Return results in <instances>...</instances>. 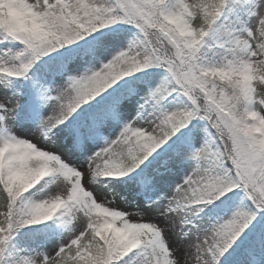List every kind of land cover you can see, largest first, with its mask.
Returning a JSON list of instances; mask_svg holds the SVG:
<instances>
[{
    "label": "trees",
    "instance_id": "trees-1",
    "mask_svg": "<svg viewBox=\"0 0 264 264\" xmlns=\"http://www.w3.org/2000/svg\"><path fill=\"white\" fill-rule=\"evenodd\" d=\"M163 1L166 6L171 0ZM187 6L189 22L198 14L202 16L194 39L202 109L196 108L173 76L154 66L162 63V59H156L157 53L172 46L155 52L149 37L130 22L117 0H44L42 10L34 8L31 15L41 24L36 26L40 31L36 40L29 20L21 24L11 13L0 11V80L13 93L27 96L18 105L15 118L30 122L32 98L47 91L66 72L74 53L96 48L105 37L132 38L139 53L135 59L127 58L130 71L121 83L114 90L90 89V93H83L60 119L67 118V127L76 126L81 135L96 138L101 122L117 118L118 105L134 94L151 92L153 98H147L144 108L156 113L170 102L184 99L185 107L172 132L159 141L142 137L134 146L131 173L145 169L167 150L200 144L208 173L202 177L197 213L228 215L213 255L220 264H258L264 256V208L257 206L249 183L245 185L247 179L237 160L242 163L244 155L259 151L264 144V130L258 128L255 115L264 107L257 93L258 85L264 82V0H193V5ZM118 21L122 23L112 26ZM159 28L179 39L170 22L162 20ZM151 65L154 67L147 69ZM162 76L167 83L158 93L151 87L154 79ZM205 107L213 113H206ZM84 140L82 136L81 143L75 141L73 148L81 149ZM1 146L0 166L5 158ZM13 165L19 173L37 175L50 160L34 151L13 160ZM74 208L77 211L79 206ZM110 223L128 228L132 243L140 246L130 248ZM64 236L65 226L58 219L31 218L21 197L12 196L0 217V264H40L37 257L42 248ZM154 241L153 235L129 224L123 214L112 213L98 222L81 249L61 251L54 264H158Z\"/></svg>",
    "mask_w": 264,
    "mask_h": 264
},
{
    "label": "rangeland",
    "instance_id": "rangeland-1",
    "mask_svg": "<svg viewBox=\"0 0 264 264\" xmlns=\"http://www.w3.org/2000/svg\"><path fill=\"white\" fill-rule=\"evenodd\" d=\"M117 3L130 22L146 33L155 52L160 47L172 46L171 50L157 53L156 59H162V63L154 66L173 76L196 108L202 109L199 101L203 93L196 85L198 46L194 44L202 16L198 14L189 22L187 5L191 7L193 0H171L166 6L163 0H117ZM43 6L44 0H0V11L11 13L21 24L30 21L35 40L41 24L31 15L34 8L41 11ZM162 20L174 26L179 39L159 30ZM138 53L132 38L121 37H105L96 48L74 53L66 72L54 80L48 91L33 99L36 116L32 122L15 118L18 105L27 100L26 95L13 93L0 80V144H4L5 154L4 165L0 166V217L7 211L12 196L21 197V204L31 218L47 221L56 218L65 226L64 237L52 239L42 248L37 257L40 264H54L63 250L81 249L98 222L112 213L123 214L129 224L143 227L155 237L158 264H220L213 250L221 231L227 227L228 215L197 213L202 177L208 173L206 157L198 149L200 144L165 151L142 173H131L134 146L142 137L159 141L172 132L171 127L185 107L184 99L170 102L156 113L144 108L147 98L153 97L151 92L134 94L118 105L117 118L101 122L96 138L69 129L67 118L60 120L90 89H115L130 71L127 58L135 59ZM164 80V76L154 79L151 89L161 92L167 83ZM247 88L251 92L248 80ZM257 93L264 101V82L258 85ZM205 109L206 113H213ZM255 115L258 128L264 130V107ZM81 136L85 141L76 150L73 142ZM33 151L44 153L50 165L37 175L15 170L13 160L25 158ZM243 157L242 163L237 160L238 168L247 179L245 185L249 183L255 191L257 206L264 208V144L259 151ZM75 205L79 206L77 211ZM110 227L129 239L124 229L114 224ZM258 264H264V256Z\"/></svg>",
    "mask_w": 264,
    "mask_h": 264
}]
</instances>
